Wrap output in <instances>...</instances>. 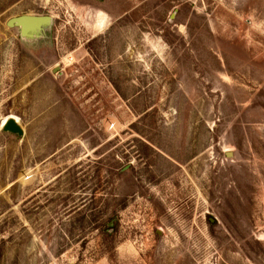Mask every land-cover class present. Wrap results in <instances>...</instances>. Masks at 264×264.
<instances>
[{"label": "rangeland", "instance_id": "374dc122", "mask_svg": "<svg viewBox=\"0 0 264 264\" xmlns=\"http://www.w3.org/2000/svg\"><path fill=\"white\" fill-rule=\"evenodd\" d=\"M0 264H264V0H0Z\"/></svg>", "mask_w": 264, "mask_h": 264}, {"label": "water", "instance_id": "95a60500", "mask_svg": "<svg viewBox=\"0 0 264 264\" xmlns=\"http://www.w3.org/2000/svg\"><path fill=\"white\" fill-rule=\"evenodd\" d=\"M34 22H36L37 25H34ZM51 23L52 18L50 16L40 17L22 15L9 20L10 26L19 27L21 37L25 40H36L41 38L45 30L50 27ZM31 26H34V28ZM2 126L4 130L17 133L19 135H22L24 132L15 118H10L7 122L3 123Z\"/></svg>", "mask_w": 264, "mask_h": 264}, {"label": "bare ground", "instance_id": "6f19581e", "mask_svg": "<svg viewBox=\"0 0 264 264\" xmlns=\"http://www.w3.org/2000/svg\"><path fill=\"white\" fill-rule=\"evenodd\" d=\"M29 16H40V17H43L44 15H29ZM44 17H45V16H44ZM32 22H33V21H32ZM34 25H37V23L34 22ZM31 27L34 28V26H31ZM10 118H15L17 121H19L18 118L15 117V116H13V115L10 116L9 119H10ZM9 119H7V120L5 119L3 122L5 123V122H7Z\"/></svg>", "mask_w": 264, "mask_h": 264}, {"label": "flooded vegetation", "instance_id": "af4514ba", "mask_svg": "<svg viewBox=\"0 0 264 264\" xmlns=\"http://www.w3.org/2000/svg\"><path fill=\"white\" fill-rule=\"evenodd\" d=\"M19 33H20V30H19ZM20 36H21V34H20ZM113 225H114V223H113Z\"/></svg>", "mask_w": 264, "mask_h": 264}]
</instances>
